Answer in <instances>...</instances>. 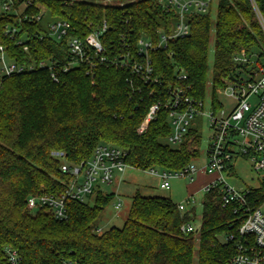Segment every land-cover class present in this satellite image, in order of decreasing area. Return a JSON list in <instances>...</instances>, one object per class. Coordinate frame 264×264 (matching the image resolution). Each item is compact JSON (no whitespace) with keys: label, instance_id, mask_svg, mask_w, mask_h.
I'll use <instances>...</instances> for the list:
<instances>
[{"label":"trees","instance_id":"16d2710c","mask_svg":"<svg viewBox=\"0 0 264 264\" xmlns=\"http://www.w3.org/2000/svg\"><path fill=\"white\" fill-rule=\"evenodd\" d=\"M46 14L70 22L66 38L48 34ZM175 16L160 0H14L12 11L0 13V45L7 57L35 65L21 73L0 72V264H9L6 248L18 252L21 264H194L196 255L197 264H227L233 256L245 214L236 203L223 206L219 187L204 193L201 226L189 233L181 227L192 221V212L180 211L166 195L136 191L124 226L102 233L98 221L113 194L98 192L93 205L70 201L65 219L27 208L31 194L65 188L69 177L62 174L63 160L54 153L79 164L96 146L108 143L123 148L134 169L173 172L199 157L201 132L194 125L181 144L164 142L171 134L165 108L143 133L138 129L150 106L165 101L177 87L204 100L210 12L191 16L188 36L151 52L157 82H146L117 62L128 49L134 53L142 34L157 39L170 33ZM104 25L101 56L106 61L93 54V66L79 62L65 70L71 61L67 38H85ZM241 50L251 58L264 56V32L250 1L218 0L214 108L221 105L216 93L224 80L236 79L251 63L234 60ZM180 70L185 79L177 78ZM248 197L250 204L263 203L264 181L250 188Z\"/></svg>","mask_w":264,"mask_h":264},{"label":"built area","instance_id":"2783aa9c","mask_svg":"<svg viewBox=\"0 0 264 264\" xmlns=\"http://www.w3.org/2000/svg\"><path fill=\"white\" fill-rule=\"evenodd\" d=\"M249 1L264 32V0ZM160 2L167 11H173L176 14L172 31L161 34L157 39L142 34L135 43L134 53L128 49L121 53L120 60H117L120 67L130 69L146 82L158 81L153 75L151 52L162 46L166 47L171 39L188 36L191 30V16L209 13L212 0H160ZM13 3L14 0H0V13L12 11ZM70 29L71 24L67 20H56L49 24L48 34L61 40L68 36ZM105 29L106 25L101 30L89 33L85 38L76 36L67 38V50L71 61L65 66V70L79 62L93 66V54L97 55L100 61H106L105 56H101L104 52L101 36ZM7 31L14 32L15 29L8 28ZM27 48L25 46V49ZM262 57L264 56L257 57L255 62L258 64ZM234 60L239 63L253 62V58L249 57L245 50L235 55ZM46 65H48L46 62L40 63V66ZM34 66V64L25 66L9 59L4 47L0 45V72L2 74L21 73ZM248 67L236 79H225V86L221 87L235 99L229 112L222 109L223 105L220 102L219 108H214L212 104L211 111L207 113L204 109V100L195 99L177 87L171 91L165 101H158L150 106L138 129L139 133H143L149 123L156 119L158 112L165 108L168 111L171 125V134L167 139L171 144L179 145L183 142L195 118L207 117L213 134L203 172L214 175L215 178L205 184L202 189L205 193L219 187L222 191L223 206L236 203L245 214V219L238 229L239 239L235 240V252L227 264H264V202L256 205L250 204L248 201L250 188L237 189L231 186L225 177L234 160L240 157L250 160L256 171L264 173V64L252 71H249ZM52 77L57 80L54 71ZM177 78L185 79L186 76L183 75V71H178ZM219 90L220 88L217 89ZM54 154L63 160L60 165L61 172L69 177L65 182V188L61 192L31 194L27 199V208L32 212L45 210L56 219L67 218L70 201L85 202L88 197H92L94 192H102L100 190L102 184L113 183L117 175H122L128 168H132L126 162L127 152L119 146L108 143L96 146L91 157L79 164L67 162L64 153ZM147 171L160 177L161 188L169 190L171 188L170 178L181 177L193 180L198 169L190 163L180 171L154 168ZM189 201L188 198L186 204L178 203L179 210L189 212L186 206ZM115 207H121L120 198ZM181 230L189 233L198 231V228H195L192 222H188L182 225ZM5 252L9 264H21L20 255L16 250L6 248ZM65 264L78 263L68 261Z\"/></svg>","mask_w":264,"mask_h":264},{"label":"rangeland","instance_id":"374dc122","mask_svg":"<svg viewBox=\"0 0 264 264\" xmlns=\"http://www.w3.org/2000/svg\"><path fill=\"white\" fill-rule=\"evenodd\" d=\"M23 9V7L21 8ZM41 10H45L41 8ZM1 11V7H0ZM218 13V0H212L211 3V37L209 43L208 51V74H207V84L205 90L204 98V109L207 113L211 111L212 97H213V61H214V43H215V23L217 20ZM57 18L51 17L46 14L43 18V24L48 27V23L56 21ZM253 54H257L258 49L254 48ZM253 62L249 65L248 70H256L259 66L264 64V57L259 60L257 64L255 61L257 56H253ZM244 76V75H243ZM230 83V82H228ZM220 90L217 91L216 95L218 100L222 103V109L225 112H229L234 103L235 99L232 98L225 92V90L219 87ZM194 126L198 127L201 132V142H200V155L198 158L192 160V164L196 166L198 171L193 176V180L189 178L173 177L170 178L171 191L161 188V179L155 174H151L147 170H138L134 168H128L124 174L117 175L113 183L102 184L100 190L105 194H113L112 201L104 209L99 221H98V232L102 233L109 228L123 227L127 219L131 203L132 195L136 190L140 191L145 195L157 194V195H171L172 200L175 203H184L188 198L190 199L189 204L186 205L187 209L194 208L195 217L192 218V223L195 228L201 226L202 221V209H203V196L204 190L201 185L204 183L203 166L207 163V151L209 145L212 143V130L209 121L206 116H198L193 121ZM164 142L171 144L168 139ZM175 146L174 144H171ZM234 172L225 174L226 180L231 186L237 189L245 188H257L264 181V173L261 171H256L250 160L244 158H237L233 162ZM126 178L122 181L121 178ZM193 193V195H190ZM98 192H94L92 197H88L86 202L93 205ZM121 199V207L116 208L115 204ZM264 211V206H263ZM198 244L196 245L197 248ZM197 264V255L195 257V263Z\"/></svg>","mask_w":264,"mask_h":264},{"label":"crops","instance_id":"0c3cea01","mask_svg":"<svg viewBox=\"0 0 264 264\" xmlns=\"http://www.w3.org/2000/svg\"><path fill=\"white\" fill-rule=\"evenodd\" d=\"M203 175H204V183L201 185V187L200 188H203V186L205 185V184H207L208 182H210L211 180H213L214 178H215V176L214 175H209V174H205V173H202ZM121 180L122 181H125L126 180V178H125V176H124V178H121ZM136 191H138V190H136ZM136 191H135V193H136ZM169 191H171V188L169 189ZM134 193V194H135ZM133 194V195H134ZM132 195V196H133ZM190 195H193V193H191ZM166 196H169L170 198H171V195H166ZM172 199V198H171ZM181 203V202H180ZM189 210V209H188ZM194 208H192V209H190L189 211L190 212H192L191 214H193V217H195V213H194Z\"/></svg>","mask_w":264,"mask_h":264}]
</instances>
